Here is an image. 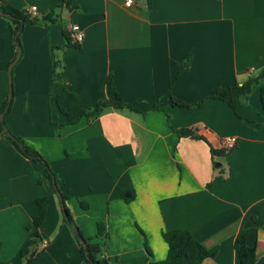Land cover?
<instances>
[{"label":"crops","instance_id":"0c3cea01","mask_svg":"<svg viewBox=\"0 0 264 264\" xmlns=\"http://www.w3.org/2000/svg\"><path fill=\"white\" fill-rule=\"evenodd\" d=\"M1 6L37 7L20 36L5 125L48 163L84 239L95 240L102 223L110 264H145L146 246L152 259L164 260L162 235L181 229L214 253L203 264H239L234 241L246 235L255 264H264L263 81L237 114L218 100L199 110L163 104L170 97L201 102L264 67V0H135L131 7L124 0H0ZM69 24L85 35L77 47L63 34ZM16 51L11 23L0 16V110ZM108 76L140 112L108 107L92 122L64 126L60 92L93 109L111 98ZM180 129L204 141L178 138ZM225 138L236 139L235 149L212 157L210 147L221 151ZM124 190L133 198L124 201ZM40 197L49 200L45 221L27 229ZM31 256L30 264H82L42 166L0 130V264H25Z\"/></svg>","mask_w":264,"mask_h":264},{"label":"trees","instance_id":"16d2710c","mask_svg":"<svg viewBox=\"0 0 264 264\" xmlns=\"http://www.w3.org/2000/svg\"><path fill=\"white\" fill-rule=\"evenodd\" d=\"M0 11L3 12V16L7 18L11 23L12 32L14 35V47L16 49L18 47L20 48V36L23 32L24 26L27 24H33L35 20L28 11L17 10L10 6H1ZM47 20H49L50 22H54L50 16L47 17ZM63 34L65 36L67 45H70L71 41L69 39L67 31L65 30ZM189 60L190 56H186L183 62V68L186 67ZM54 68H56L55 64ZM261 80L263 81V84L260 88V103L264 112V67L255 75H249L247 81L242 84H234L233 86L227 88L215 89L205 100L201 102L186 104L174 97H170L163 104H169L173 108L199 110L207 101L218 100L227 104L231 108V110L235 114H237L238 108L243 106L245 97L250 94L253 85L257 84ZM106 84L111 98L109 100L99 101L93 109H85L80 101V98L76 94L71 93L68 90H62L56 97V106L59 112L65 118L64 126L76 125L82 119H86L88 122H92L101 115L104 109L108 107H112L117 110L126 109L133 112H140L135 108L134 104H127L121 99V97L115 91L111 76H108V78L106 79ZM12 89L13 87L11 80L9 83V91L11 94L10 100H8L7 97L0 110V115H3V120L0 121V130L8 138V140L11 141V143L21 153L22 156L34 163H39L42 166V177L50 185L51 189L55 193L56 191L59 193L58 198L63 214V221L70 227L74 225L73 229L75 230L78 242V238H84L81 235L79 229L75 226V222L66 206V201L69 199V197L60 190L58 186L57 176L51 171L48 163L43 159V157L36 150L26 145L21 137L14 136L8 129L6 133L4 132V127H6L4 118L11 109L13 99ZM152 110H159L158 105H154ZM144 112L145 111H142L141 113ZM174 133L178 136V138H190L193 140L204 141V138L197 135L195 130L180 129L174 130ZM210 152L212 157H220L227 154L224 150L216 151L211 147ZM54 186H56V190L54 189ZM133 194V190H124L121 193V198L124 201H128L133 198ZM36 204L38 207L37 216L35 217L33 222L27 226V229L32 227L39 228L45 221L47 215V207L49 204L48 198L40 197L36 200ZM79 204L81 209H88V205L86 203L80 202ZM105 237L106 235L104 225L102 223H97L95 240L84 239L86 241L85 250L78 242L82 264H110L109 259L104 256L105 246L102 243V239H104ZM162 238L167 247V254L165 259L161 261L152 259V254L145 244L149 256V260H147L145 264H203L207 259L214 257V253L208 251L189 231L181 229L171 230L165 232L162 235ZM246 239V235H241L234 241V248L237 252L239 264H255V248L248 246L246 243ZM21 254L22 257H26V255L28 254V250L24 249ZM32 258L33 256L27 258L25 264H30Z\"/></svg>","mask_w":264,"mask_h":264},{"label":"built area","instance_id":"2783aa9c","mask_svg":"<svg viewBox=\"0 0 264 264\" xmlns=\"http://www.w3.org/2000/svg\"><path fill=\"white\" fill-rule=\"evenodd\" d=\"M134 3L135 0H124V4L126 7H131L132 5H134ZM36 11H37V7H31L28 12L30 13L31 16H33L35 15ZM66 31L73 45L79 46L83 43L85 35L83 31H81L76 25L69 24L66 27ZM220 146L222 150H224L226 153H229L235 149L236 139L225 138L221 141Z\"/></svg>","mask_w":264,"mask_h":264},{"label":"water","instance_id":"95a60500","mask_svg":"<svg viewBox=\"0 0 264 264\" xmlns=\"http://www.w3.org/2000/svg\"><path fill=\"white\" fill-rule=\"evenodd\" d=\"M3 15H4L3 12L0 11V16H3ZM20 56H21V49L18 47L17 48V51H16L15 58L12 61V63L9 65L8 70H7L9 83L11 81V71H12V68L19 61ZM10 96H11V94H10V91H9V93H8V100H10ZM2 120H3V115H0V121H2ZM4 132L5 133L7 132V128L6 127H4ZM53 184H54V181H53ZM54 189L56 190V186H54ZM56 194H57V196H59V193L57 191H56ZM72 228H74V225H72ZM78 242L82 246V248L85 250L86 249V241L84 239H82V238H78Z\"/></svg>","mask_w":264,"mask_h":264},{"label":"rangeland","instance_id":"374dc122","mask_svg":"<svg viewBox=\"0 0 264 264\" xmlns=\"http://www.w3.org/2000/svg\"><path fill=\"white\" fill-rule=\"evenodd\" d=\"M75 226L78 228V229H80L79 227H78V225L77 224H75ZM72 228V227H71ZM73 229V228H72ZM74 230V229H73ZM80 231V230H79ZM74 232H75V230H74ZM94 240V239H93Z\"/></svg>","mask_w":264,"mask_h":264}]
</instances>
